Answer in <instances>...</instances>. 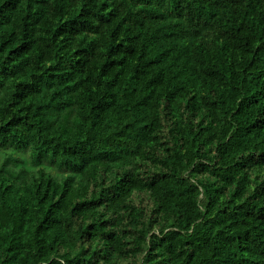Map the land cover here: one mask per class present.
<instances>
[{
    "label": "trees",
    "instance_id": "1",
    "mask_svg": "<svg viewBox=\"0 0 264 264\" xmlns=\"http://www.w3.org/2000/svg\"><path fill=\"white\" fill-rule=\"evenodd\" d=\"M0 264H264V0H0Z\"/></svg>",
    "mask_w": 264,
    "mask_h": 264
},
{
    "label": "rangeland",
    "instance_id": "2",
    "mask_svg": "<svg viewBox=\"0 0 264 264\" xmlns=\"http://www.w3.org/2000/svg\"><path fill=\"white\" fill-rule=\"evenodd\" d=\"M10 151L12 152V150H10ZM18 155H20V154L18 153ZM56 170H57V167L53 166V171H56Z\"/></svg>",
    "mask_w": 264,
    "mask_h": 264
}]
</instances>
